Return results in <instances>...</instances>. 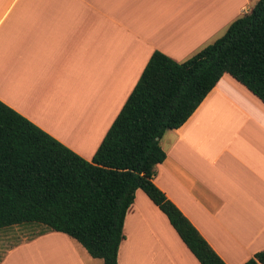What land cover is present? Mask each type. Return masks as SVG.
Returning a JSON list of instances; mask_svg holds the SVG:
<instances>
[{
	"label": "crops",
	"instance_id": "obj_1",
	"mask_svg": "<svg viewBox=\"0 0 264 264\" xmlns=\"http://www.w3.org/2000/svg\"><path fill=\"white\" fill-rule=\"evenodd\" d=\"M257 1L0 0V100L90 159L154 50L183 61ZM100 117L95 142L80 145ZM159 143L166 157L156 184L225 263L264 250V102L223 73ZM41 226L0 264H103L66 233ZM123 233L117 264H201L140 188Z\"/></svg>",
	"mask_w": 264,
	"mask_h": 264
},
{
	"label": "trees",
	"instance_id": "obj_2",
	"mask_svg": "<svg viewBox=\"0 0 264 264\" xmlns=\"http://www.w3.org/2000/svg\"><path fill=\"white\" fill-rule=\"evenodd\" d=\"M223 73L264 102V0L183 61L154 50L90 159L0 100V228L40 223L117 264L140 188L201 264H226L154 180L166 157L160 137L190 118ZM261 255L243 264H260Z\"/></svg>",
	"mask_w": 264,
	"mask_h": 264
},
{
	"label": "rangeland",
	"instance_id": "obj_3",
	"mask_svg": "<svg viewBox=\"0 0 264 264\" xmlns=\"http://www.w3.org/2000/svg\"><path fill=\"white\" fill-rule=\"evenodd\" d=\"M80 94H82V93H80ZM89 95H87V97H89ZM74 99H73V101H75ZM79 101H81L80 97L77 98L75 104L78 103ZM97 107L99 108V111H100V107L99 106H97ZM100 119H101V123H100V128L98 129V131H96V132L93 131L90 135L91 136L90 139H88L84 143H79L80 145H84L87 142L92 143V144H93V142H95L98 135L100 134V132L105 127V121L104 120L102 121V117H100ZM77 123H78V126H77L78 132H79L80 136H85V129H83L84 128L83 127V120H80L79 122L77 121ZM41 225L42 224H40V223L30 222V223H22L19 225H11V226H6L3 228H0V260L5 255L6 251L9 248H11L13 245L17 244L20 241L29 239V238L33 237L35 234H37V232H38L37 228L42 227Z\"/></svg>",
	"mask_w": 264,
	"mask_h": 264
},
{
	"label": "snow or ice",
	"instance_id": "obj_4",
	"mask_svg": "<svg viewBox=\"0 0 264 264\" xmlns=\"http://www.w3.org/2000/svg\"><path fill=\"white\" fill-rule=\"evenodd\" d=\"M260 264H264V255L260 256Z\"/></svg>",
	"mask_w": 264,
	"mask_h": 264
},
{
	"label": "bare ground",
	"instance_id": "obj_5",
	"mask_svg": "<svg viewBox=\"0 0 264 264\" xmlns=\"http://www.w3.org/2000/svg\"><path fill=\"white\" fill-rule=\"evenodd\" d=\"M61 128L64 127V123H59L58 124Z\"/></svg>",
	"mask_w": 264,
	"mask_h": 264
}]
</instances>
